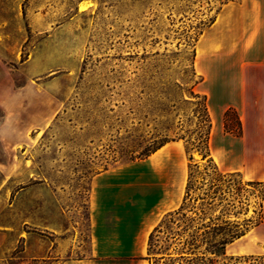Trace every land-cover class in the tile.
<instances>
[{
	"label": "rangeland",
	"instance_id": "rangeland-1",
	"mask_svg": "<svg viewBox=\"0 0 264 264\" xmlns=\"http://www.w3.org/2000/svg\"><path fill=\"white\" fill-rule=\"evenodd\" d=\"M225 1L0 0V236L8 233L0 264L87 256L91 178L105 168L101 180L120 188L114 198L138 197L149 165L166 169L169 195L184 194L188 165L199 172L208 165L196 151L186 153L184 140L147 162L127 158L163 134L196 137L200 86L207 82L195 68L196 49L215 31L209 23ZM224 30L227 40L219 38L211 51L215 68L264 91V38L258 43L255 32L254 41L241 44L246 31ZM192 88L197 96L189 95ZM259 95L257 109L244 117L245 155L230 157L223 144L209 149L220 172L241 161L245 182L264 181ZM154 228L145 259L168 264L159 251L167 230ZM260 255L264 203L262 222L226 246L215 264Z\"/></svg>",
	"mask_w": 264,
	"mask_h": 264
},
{
	"label": "crops",
	"instance_id": "crops-1",
	"mask_svg": "<svg viewBox=\"0 0 264 264\" xmlns=\"http://www.w3.org/2000/svg\"><path fill=\"white\" fill-rule=\"evenodd\" d=\"M246 31L240 38L243 44L254 41L258 33V43L264 38V0H234L223 5L211 27V46L203 57L196 55L195 68L205 77V85L200 92L205 95L212 127L209 137V149L212 144L224 145L230 157H242L246 149L242 143L247 139L248 128L244 117L257 109L264 91L256 90L243 82L241 74L232 76L215 68L218 60L211 51L214 44L222 37L226 41L225 26ZM223 32V33H222ZM256 32V33H255ZM246 40V41H245ZM255 44L257 41L254 42ZM264 99V96H262ZM233 108L241 123V135L235 137L224 132L223 114ZM176 143V142H172ZM168 143L148 158L135 162H147L156 159L169 147ZM241 146V147H240ZM241 161L222 173H233L241 170ZM110 170L96 173L91 178L88 196V247L84 257H65L53 264H147L145 252L148 237L161 218L175 210L181 203L183 195H169L168 173L157 165L147 166V188H137L138 197H116L111 194L120 189L111 181L101 180ZM264 180V179H263ZM8 233L1 232L0 247L3 237ZM55 249H51L49 254Z\"/></svg>",
	"mask_w": 264,
	"mask_h": 264
},
{
	"label": "trees",
	"instance_id": "trees-1",
	"mask_svg": "<svg viewBox=\"0 0 264 264\" xmlns=\"http://www.w3.org/2000/svg\"><path fill=\"white\" fill-rule=\"evenodd\" d=\"M229 1L234 0H227L222 6ZM214 21L215 18L209 25ZM189 95L197 96L193 88ZM199 111L201 114L194 131L195 138L190 134L178 137L163 134L147 148L137 154L132 153L127 158L130 163L144 160L166 144L178 140H184L189 146L185 148L186 153L196 151L202 159L208 158V165L202 172L197 170L195 164L188 165L180 205L165 214L159 226L154 228L155 232H160L162 226L167 230L164 232L166 244L159 251L162 250V254H165L168 264H215L217 262L215 258L224 255L226 246L244 236L263 220L264 181L245 182L238 172L218 171L209 154L212 123L205 96H202ZM231 117L234 123L231 122ZM222 121L224 132L235 137L241 135V123L233 108H228L224 112ZM166 131L169 132L170 128ZM191 160L190 155L189 161ZM250 198L256 200L252 210ZM152 237L153 232L148 237V250ZM172 245L174 253H170ZM229 261H233V264H264V255L229 258Z\"/></svg>",
	"mask_w": 264,
	"mask_h": 264
},
{
	"label": "bare ground",
	"instance_id": "bare-ground-1",
	"mask_svg": "<svg viewBox=\"0 0 264 264\" xmlns=\"http://www.w3.org/2000/svg\"><path fill=\"white\" fill-rule=\"evenodd\" d=\"M78 10L79 11H84V10H86V6L83 5V4H80ZM211 39L212 38H211V35H210V36H208V37H206V38H204V39H202L200 41V45L196 49V55L197 56H199L201 58L203 57V55L206 53L208 47L211 46V43H209Z\"/></svg>",
	"mask_w": 264,
	"mask_h": 264
}]
</instances>
